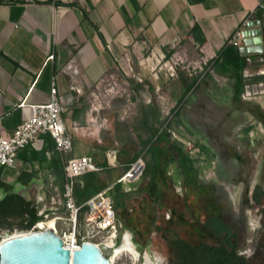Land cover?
Here are the masks:
<instances>
[{
	"label": "crops",
	"instance_id": "crops-1",
	"mask_svg": "<svg viewBox=\"0 0 264 264\" xmlns=\"http://www.w3.org/2000/svg\"><path fill=\"white\" fill-rule=\"evenodd\" d=\"M256 11L263 31L264 0H0V132L12 134L31 116L32 104L49 101L55 85L64 97L63 117L73 136L70 155L93 158L101 190L111 195L117 222L132 236L145 238L143 226L157 216L153 208L161 209L178 187L191 203L212 192L211 199L223 207L226 202L243 206L244 197L238 199L235 191L247 189L250 207L257 202L253 195L258 185L264 189L250 178L264 173V108L260 101L242 97L239 62L232 53L237 46L229 38ZM139 40L153 48L188 47V73L165 80L158 72L131 73L129 48L138 56ZM251 68H264V63ZM254 76L264 81V74ZM131 77H137L135 89L142 95H165L173 111L169 123L161 124L148 97L133 123L122 113L108 114L127 112L129 105L113 109V104L98 101L114 89L106 81L121 79L128 85ZM144 110L152 112V131L145 125ZM44 139L42 149L27 146L15 168L2 169V179L15 190H61L63 165ZM183 141L200 151L190 155ZM110 150L117 154L114 165L107 159ZM140 157L145 161L142 174L119 181ZM129 206L136 209L129 213ZM127 240L132 243L128 233L123 242Z\"/></svg>",
	"mask_w": 264,
	"mask_h": 264
},
{
	"label": "built area",
	"instance_id": "built-area-1",
	"mask_svg": "<svg viewBox=\"0 0 264 264\" xmlns=\"http://www.w3.org/2000/svg\"><path fill=\"white\" fill-rule=\"evenodd\" d=\"M2 1L13 2L15 0ZM23 1L35 2L37 0ZM261 25V19L250 15L233 32L229 38V43L239 47L242 53L245 52V49H243L245 46L254 49L253 40L257 37L255 32L258 28L262 29ZM247 32H250L251 36H247ZM246 40L252 41V44L246 45ZM263 53L244 54L246 65L243 75L246 81L242 97L248 100L260 101L264 108V81L252 82L249 80L255 74H264V68L254 70L251 68L256 63L261 64L264 62ZM165 56L163 54L160 57H156L155 60L157 63L164 61L161 68H165L169 77H174L178 62L173 56L164 60ZM50 57H53V55ZM197 67L202 69L200 66ZM31 110V116L18 124L12 134L5 135L0 132V168H15L17 166V156L23 148L31 146L35 149H42L45 141L44 135L50 134L54 140L55 150L61 156L64 169V184L63 190L57 191V202L55 197L52 196L49 209H46V206L39 209V214L43 217L30 228L20 230L34 231L47 228V221L50 219L49 211H55V208H57L55 203H58L64 207L65 214L55 213L53 218L56 222L53 229L61 236L64 247L74 250L79 249L83 241L94 242L98 245L107 244V242L111 241L113 243L111 247L114 249L123 241H118L117 213L111 195L107 190H100L81 203H77L74 195V187L78 177L88 171H96L99 167L89 155H70L73 152L74 142L63 117V113L66 110L64 97L54 85L51 88L49 101L32 104ZM171 133L172 136L181 140L174 131ZM183 143L190 155H196L200 151L199 147L191 141H183ZM106 155L109 163L114 165L117 156L116 151L110 150ZM144 168L145 161L140 157L130 163L128 169L119 178V181H129L139 177ZM43 199L39 197V201L36 204L42 203ZM45 211L47 212L44 213ZM59 221L64 225L62 228L58 225Z\"/></svg>",
	"mask_w": 264,
	"mask_h": 264
},
{
	"label": "rangeland",
	"instance_id": "rangeland-1",
	"mask_svg": "<svg viewBox=\"0 0 264 264\" xmlns=\"http://www.w3.org/2000/svg\"><path fill=\"white\" fill-rule=\"evenodd\" d=\"M137 46L136 50L138 56L133 53V48L131 46L129 48V57L132 68L128 70H130L131 73L144 71L147 76H152L154 72H158L159 78L162 80L173 78L166 74L165 68H161L164 61L157 63L155 60L156 57H160L163 54L166 55L164 60L173 56L178 62L176 65V75L174 77H176L179 72L188 73V61L192 59L190 54H188V47L153 48L149 44L142 43L141 40H139V45ZM169 50L172 51L168 55ZM205 65L207 64H203V66ZM190 68L193 71L195 67H192L190 64ZM136 82H138L137 77H134L133 81L128 80V85L121 82V79H118L117 83H115L114 80H108L106 81V85L111 83L114 89L110 95L104 93L101 94L98 101L103 104H105L106 101L107 103L113 104V106H115L113 109L119 107L121 104L127 103L129 105L127 112L110 111L108 114H111L112 116L117 114L116 116L118 117L122 113L128 118L130 123H133L140 115L139 104L142 100H146L148 97L154 104L155 110L157 109L159 111L161 124L169 123L173 119V111L171 110L170 103L165 95L162 93L153 96L142 95L135 89ZM158 90H162V85ZM161 97L164 98L162 99ZM250 178L252 185L254 183L264 184V173L250 176ZM19 191L26 197L34 200L35 203L39 201V196L44 198L42 203L38 204L39 209L44 208L45 206L46 209H49L52 196L55 197L56 202L58 199L56 196L57 191L55 190L44 192L36 190ZM211 193L206 196V198H197L191 203L184 188L178 187L177 191H175V197L165 200V205L162 206L161 209L157 207L153 208L152 212L155 210L157 216H152L153 220L143 226L147 230H145L146 235L143 239L138 237L135 233L134 236H132L131 232L124 227L123 223L120 224L117 222L118 241H124L125 235L127 233L130 234V240L132 243H137L135 244V247L140 252V256L136 260L131 255V252L123 251L117 254L113 259L114 264H178V254L174 247H172V243L177 239H184L194 244H197L202 240H207L209 235L207 236L208 231L203 227L202 220H204L207 215L214 213L241 214L244 229L240 235L241 240L239 242V251L250 258L253 262L264 257V205L262 204L264 201H262L261 204L251 203V206L248 207L250 203L247 189L244 191L238 189V191H235V195L238 199L244 197L241 204L247 205V207H240L234 203L232 205L229 202H226L229 205L223 207L219 202L217 203L214 199H211ZM55 206L57 207L55 208V211H49L50 218H53L55 213H62V210L64 211V207L61 204L55 203ZM129 207L131 208V210L130 208L128 210L129 213L136 209L135 206ZM46 212L47 211L44 213ZM160 215L163 216L161 219ZM58 225L60 228L64 226L60 221ZM7 230L9 229H0V238ZM15 230L20 229L15 228L13 231ZM110 253L108 254L109 256H111Z\"/></svg>",
	"mask_w": 264,
	"mask_h": 264
},
{
	"label": "trees",
	"instance_id": "trees-1",
	"mask_svg": "<svg viewBox=\"0 0 264 264\" xmlns=\"http://www.w3.org/2000/svg\"><path fill=\"white\" fill-rule=\"evenodd\" d=\"M254 18H261L260 11H256L252 15ZM263 40H264V26H263ZM233 45V44H232ZM172 50L168 51V55ZM225 51V50H224ZM224 51L220 55H223ZM233 55L236 61L239 62L237 69L240 72V79L243 86L246 78L243 75L245 67V57H241L237 47L233 48ZM264 56V53H263ZM264 63V62H263ZM250 81H260V78L253 76ZM264 80V79H262ZM152 112L147 110L143 111V118L145 125L150 131L152 127L149 126V115ZM157 114V113H156ZM156 114L154 117H156ZM46 141L50 147L55 150L54 140L50 134H45ZM152 141V136L148 142L143 143V147ZM44 155V153H41ZM56 159L61 160V156L55 150ZM62 162V161H61ZM63 165V164H62ZM129 165L126 167L128 169ZM2 168H0V229H9L13 231L15 228L27 229L30 228L36 221L40 220L43 216L39 214V207L34 200L27 198L24 194L14 189V185L7 183L1 177ZM64 173V169H63ZM22 183L27 180L20 178ZM63 182L61 183V190H63ZM104 187L99 182V175L96 171H88L78 177L74 187V195L77 203H81L89 197L96 194ZM253 198L260 203L264 198V189L258 185L254 192ZM227 213L209 214L202 222L203 227L208 231L207 240H202L197 244L184 239H177L172 243V247L178 254L179 264H247V259L244 255L239 254V242L241 240L239 229L233 223V219H229ZM241 232V231H240Z\"/></svg>",
	"mask_w": 264,
	"mask_h": 264
},
{
	"label": "water",
	"instance_id": "water-1",
	"mask_svg": "<svg viewBox=\"0 0 264 264\" xmlns=\"http://www.w3.org/2000/svg\"><path fill=\"white\" fill-rule=\"evenodd\" d=\"M255 33L254 49L245 46L243 54L264 52L262 29ZM250 44L252 41L246 40V45ZM10 232L7 230V238L0 242V264H114L108 255L113 248L107 244L83 241L79 249L70 250L53 228L25 231L14 237L9 236Z\"/></svg>",
	"mask_w": 264,
	"mask_h": 264
},
{
	"label": "bare ground",
	"instance_id": "bare-ground-1",
	"mask_svg": "<svg viewBox=\"0 0 264 264\" xmlns=\"http://www.w3.org/2000/svg\"><path fill=\"white\" fill-rule=\"evenodd\" d=\"M55 219L54 218H50L47 221V225L49 228H53L55 226ZM25 233V230H15L9 233L10 237H14V236H19ZM8 234H4L1 238H0V242L7 238ZM113 243L111 241L107 242V245L111 246ZM73 249V248H72ZM123 251H130L131 255L134 257V259H138V257L140 256L139 251L136 249L135 245L132 244L129 240H127L126 242H122L120 245H118L117 247H115L113 250H111V256L110 258L113 259L117 256V254H119L120 252Z\"/></svg>",
	"mask_w": 264,
	"mask_h": 264
},
{
	"label": "flooded vegetation",
	"instance_id": "flooded-vegetation-1",
	"mask_svg": "<svg viewBox=\"0 0 264 264\" xmlns=\"http://www.w3.org/2000/svg\"><path fill=\"white\" fill-rule=\"evenodd\" d=\"M256 203H258V202H256ZM259 204V203H258ZM241 207H246L245 205H243V206H241ZM264 207V206H263ZM227 217L229 218V219H233L232 221H233V223H237L236 225L237 226H235L236 228H238L239 229V234L242 232V230L244 229V225L242 224V216H241V214H232V216L231 215H227ZM244 221H245V218H244ZM241 231V232H240ZM194 244V243H193ZM239 254L240 255H244V254H242L240 251H239ZM254 254V253H253ZM252 254V255H253ZM245 257H246V259H247V264H264V257H261V259H259V260H257V261H251L250 260V258H248L246 255H244ZM253 258H254V256H253ZM255 258H256V255H255ZM256 260V259H255ZM179 264V263H178ZM189 264H193V263H189Z\"/></svg>",
	"mask_w": 264,
	"mask_h": 264
}]
</instances>
